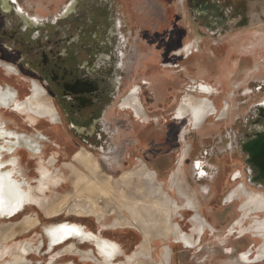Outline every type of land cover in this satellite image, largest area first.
Masks as SVG:
<instances>
[{"label":"flooded vegetation","instance_id":"1","mask_svg":"<svg viewBox=\"0 0 264 264\" xmlns=\"http://www.w3.org/2000/svg\"><path fill=\"white\" fill-rule=\"evenodd\" d=\"M263 24L264 0H0V92L19 104L9 110L0 103V110L27 119L38 112L36 100L22 106L23 97L5 86L6 78L26 79L34 84V94L50 97L45 108L53 116L50 123L62 135L50 140L38 136L50 143V160L41 159L33 182L23 173L11 174L26 181L23 189H33L34 196L11 215L12 205L0 201V219L12 220L36 208L34 199L40 196L36 180L46 181L49 194V184L54 186L59 177L50 165L81 164V157L94 165L86 170L112 181L121 179L120 184L125 185L123 177L134 174L131 189L140 191V180L132 186L135 178L147 176L148 181L153 172L156 184L164 188L167 178H178L193 197V204H180L183 212L178 218L169 214V221L163 210L156 216L150 204L132 201L129 211L134 219L111 225L103 224L100 204V213L91 211V205L74 204L77 214L97 218L93 232L110 241L107 247L113 256L102 254L96 240L83 242L74 236L51 246L52 238L60 235L51 226L70 223L88 228L66 220L47 227L48 242L36 247L27 241L13 249L6 241L0 243V264H31L29 256L44 248L49 255L60 248L62 254L79 255L93 264H148L153 257L151 241L156 239L168 241L163 251H170L162 264H264L261 234L251 232L262 241L257 251L254 243L246 244V235L252 231L246 223L250 218L257 221L264 212L252 209L245 217L246 202L239 205L242 196L264 192L260 170L248 163L250 154L245 149L264 133V57L258 63L254 59L258 52L264 55V48L243 52L246 42L239 41ZM227 58L240 61L233 80L223 63ZM198 114L203 117L198 119ZM6 127L0 119V131L14 135L0 136V146L13 149L0 152L2 176L18 168L16 158L5 161L4 156L17 149L31 153L40 149L37 141ZM16 136L28 142L18 143ZM57 150L61 153L55 156ZM145 190H150L148 185L143 187L144 194ZM161 205L163 209L166 204ZM47 211L50 218L64 213V209ZM39 222L38 214L24 220L27 228L30 224L37 228ZM123 233L144 242L109 237ZM214 240L219 243L214 245ZM25 245L29 250L22 252ZM93 252L95 258H87ZM7 255L12 258L6 260Z\"/></svg>","mask_w":264,"mask_h":264},{"label":"rangeland","instance_id":"2","mask_svg":"<svg viewBox=\"0 0 264 264\" xmlns=\"http://www.w3.org/2000/svg\"><path fill=\"white\" fill-rule=\"evenodd\" d=\"M239 41L246 42V46L242 50L244 51H253L255 52L256 49L259 46H263L264 48V24L259 27L255 28L254 30L247 32L244 36H240ZM264 50V49H263ZM256 56V55H255ZM259 57H264V55L256 56L254 59L255 62L258 63L260 59ZM226 60V62H225ZM224 62L220 61L219 65L221 66L222 62L225 63L224 66L229 69V73L227 74L229 77L231 76V80L234 79V73L236 72V75L239 74L238 71V65L239 60L233 59L232 62L230 59H225ZM248 77V75H246ZM242 81L246 79H241ZM6 84L5 86L9 88L10 90L14 92H18L20 97H23L24 101H21V104H28L31 100H36L38 102V111H33L31 114H28L27 117L19 116L18 114L12 113L10 111L0 110V119H2L3 122L7 123V129L10 131H14L17 133H20L22 135H25L27 138L31 139L33 142H38V147L41 149V153L39 156H33L30 149H27V151L23 150H16L12 155L7 154L4 156V160H9L11 158H16L18 161V168L22 171V173L27 176L29 182H33L34 179L37 177L38 172L35 171V168L38 169L40 166L41 159H44L45 162L50 160V143H43L41 139L38 138V136H45L47 139L50 140V137L52 138H59L62 137L60 133H58L57 128L55 124L50 123V121L54 120L53 116H50L48 113L49 110H47L45 107L46 105H50V97L47 96L45 93L43 97L38 94H34L33 91V83H27L28 81L26 79H23L21 81L18 80H9V78H6L5 80ZM30 91H29V88ZM34 94V95H33ZM28 95V96H27ZM48 112V113H47ZM26 120V121H25ZM29 123L27 125V123ZM13 123V124H12ZM30 124H32L30 126ZM35 127V128H34ZM82 152V151H80ZM79 152V153H80ZM58 153H61V150H57L56 152H53V154L56 156ZM39 157V158H38ZM75 158V157H74ZM77 162V160L75 159ZM69 162V161H68ZM78 163V162H77ZM138 165V164H137ZM132 167V169H137L136 167ZM50 169L59 174V177L57 178L56 183L54 186H51L49 184V187H51V190L49 192V196L47 197H41L37 196V198L34 199L36 208H28L24 211L23 214L16 217L12 220H1L0 219V243L6 241L8 243L7 245L10 246L11 249L16 248L19 243L21 242H31L34 247L38 246L42 241L45 243L48 242V237L46 235L47 227H49L51 224L62 222V221H72V222H78L83 223L88 226L89 230L95 231L98 228L97 218L94 216H87L85 214H77L76 210L74 209V203L75 201L72 198H76L75 195H79L84 197L86 195L88 197L92 196V198H89L91 201L93 200L96 204H100L102 206V210L104 211V220L103 224L105 225H111L115 224L116 221H120L122 219L126 220H132L131 217L132 214L129 211V206L132 207V201L135 203L133 204H150L151 209H156V216H161V208H162V202L159 205H155L156 199V193L149 190L148 192L145 190L144 196L141 195L140 191L134 187L126 186L121 183V179L117 181H112L107 177H102L96 174L94 171L86 170L87 167H83L81 164L76 163H68L64 166V164H52L50 165ZM131 169V168H130ZM78 172H81V178L77 175ZM138 178V179H137ZM137 178H135V182L132 186L137 185L139 180L143 178V185H146V180L148 179L147 176L139 175ZM174 177H172L173 179ZM167 178L166 183H164V188L160 184H156V188H159L160 191H162L164 194H166V199L168 201V208L170 209V214L173 218H178V215L183 209L180 204H185V207L187 204H193V201L191 199L192 195L189 194V191L186 190L184 182H180L178 178H174L173 180ZM62 180V181H61ZM111 181V185L109 186L108 182ZM176 181V182H175ZM61 184V185H60ZM60 185V186H59ZM58 186V187H55ZM127 188V189H126ZM130 188V189H128ZM250 192V191H247ZM57 193V194H56ZM264 192H261L262 196ZM261 194L256 193H248V198L245 196H242L240 200V208L242 202H246V204H255L254 202H257L258 200H262L264 204V197L261 199ZM56 195V196H55ZM60 195V196H59ZM244 195V194H243ZM54 197V198H53ZM61 197V198H60ZM60 198V199H59ZM193 198V197H192ZM52 199V200H51ZM58 200L59 203L54 202ZM71 199V200H70ZM77 199V198H76ZM257 199V200H256ZM51 201V203H56L58 205L54 206V209L60 210V205L64 204V213L60 217L56 218H50L49 214L47 215L46 210L50 208V204H45L47 201ZM54 200V201H53ZM65 201L67 202L65 204ZM197 202L196 200L194 201ZM258 203V202H257ZM121 204V205H120ZM197 204V203H196ZM200 204V203H198ZM236 204V203H234ZM80 206L85 205L88 206L90 204H79ZM167 205V204H166ZM147 205H145V209L147 210ZM165 206V205H164ZM49 207V208H48ZM71 209V210H70ZM137 212H139L140 207H137ZM62 210V209H61ZM60 210V211H61ZM116 211L115 214L109 216L112 211ZM73 212L75 215L68 216V212ZM50 212L49 210L47 211ZM39 216V223L38 227L36 228L34 225H29L27 228L26 224H24V220L26 216ZM145 215L146 212L144 213ZM243 215V212L241 211V216ZM256 215V214H255ZM260 215V214H259ZM240 216V217H241ZM253 216V215H252ZM134 219V217H133ZM260 220H264V216H261ZM123 222V221H122ZM134 222V221H133ZM254 223L253 218H250L248 220V223H246L247 228L251 226L252 231H250L249 234L246 235V244L248 243H254V249L255 251L258 250V248L262 245V241L260 237H254L251 235V232L257 233V236H260V231L253 227L252 224ZM37 225V224H36ZM241 227L242 222L239 224ZM16 227V231L14 234H10V231L12 230V227ZM7 229V231H5ZM220 229V228H219ZM255 229V231H253ZM113 229H110L108 232L112 233ZM124 230V229H121ZM154 232H157V229L154 230ZM203 231L199 230V233L201 234ZM221 233L223 232V228H221ZM241 233H244L245 230H240ZM159 233V232H158ZM155 236V234H153ZM8 237V238H7ZM109 237L119 239L123 238L125 241L129 243L131 242H140L143 244L144 240L140 238H132L130 234H121V235H112L110 234ZM139 239V240H138ZM223 239H220L222 241ZM152 242V249H153V257L151 259H147L148 264H162L161 262L165 260V254L168 248H165V252L163 251L164 242L168 244V241L165 240H154ZM219 243L218 240H214V245H217ZM264 244V241H263ZM74 247V244H72ZM156 248V249H155ZM8 249V247H7ZM47 248H44L39 254H32L29 256V260L31 264H67L68 262L72 261L76 264H93L91 261L83 260L82 256L79 255H66L62 254V249H57L55 254L49 255ZM90 250V249H89ZM170 251V250H169ZM164 252V253H163ZM135 253V252H134ZM133 253V254H134ZM132 254V255H133ZM149 255V253L145 252V256ZM141 257V256H140ZM12 257L7 255L6 260L11 259ZM24 259V257H22ZM142 258H144L142 256ZM25 260V259H24ZM138 261L141 259L137 258ZM33 262V263H32ZM25 264V263H22ZM29 264V262H28ZM164 264V263H163ZM165 264H167L165 262Z\"/></svg>","mask_w":264,"mask_h":264},{"label":"bare ground","instance_id":"3","mask_svg":"<svg viewBox=\"0 0 264 264\" xmlns=\"http://www.w3.org/2000/svg\"><path fill=\"white\" fill-rule=\"evenodd\" d=\"M10 97L11 96L9 94L7 95V94H5L3 92H0V103L2 105L6 106L7 108H11L9 110H12V108L18 107L19 104H18L17 101L13 100ZM202 117H203V114H198V119H201ZM0 133H1L0 136H2V137H6V136L12 137V136H14L12 132H5L2 129H1ZM16 138L18 140V143H21V142L22 143H27L28 142L27 139H24L21 136H16ZM18 143L16 145H18ZM3 150H6L8 153L13 151V149L10 150V146L9 145H6L4 147L0 146V152L3 151ZM39 150L32 151V155L33 156H39L40 155V151ZM2 157H3V155H0V167L2 166L1 165V158ZM16 162H17L16 159H13L11 164L15 165ZM81 162H82L81 165L83 167H87V168L93 170L94 165L92 164L91 161L87 160L84 157H81ZM15 171H17L16 174H19V175L22 174V171L19 168L14 166L13 170H11L8 173V175H4V174H3L4 176L0 175V183H1L0 184V201H4L6 204H11L12 205V208L10 210L9 215H11L12 213H16L20 209H22L23 205L29 203L32 200L33 196H34V194H33L34 190L33 189L27 190V191L23 189V184H25L26 181H23V183H22V182L16 180L14 177L11 176V174L13 175ZM77 175L80 178L82 177L81 176L82 175L81 172H78ZM133 176H134V174H128L125 177H123V180H124L126 186L131 184V182L133 181ZM153 179H154V173L151 172L149 180L146 181V183H147L146 185H148V187H149V189L151 191L156 193L157 201L155 202V204H161V202H162V204H167V205H165V207L163 206L162 210H163V214L166 215V218L169 221L170 220V215H169L170 214L169 213L170 209L168 208V201L164 200V199H166V194H164L162 191H160L159 188H156V183H155V180H153ZM36 182L38 183V186H37L36 190L38 189L39 195L40 196H44V197L48 196V193H47L48 192V187H47L46 181L39 178V179L36 180ZM108 184H109V186H112L110 181L108 182ZM140 185H141L140 193H141V195L144 196L143 187L146 186V185L144 184V186H143V180L140 181ZM21 196H22V198H21ZM75 197L78 199L77 200L76 198H72L75 201V203H74L75 206L79 207L80 206L79 204H87L89 202L90 205H91V211H93L94 213H100L99 206L93 200L91 201L89 199V198L93 199V197L89 196V194H88V197L86 195H84V197L79 196V195H75ZM20 198H21V201L19 203L15 202V200H18ZM54 200H56V199H54ZM58 200H56L54 202H57L58 204H61V203L58 202ZM54 202L51 203V201H50V204H53L52 206L50 205V208L48 209L50 211V213H53V212L57 211L56 209H54V206H56L58 204H56ZM257 202H254L255 204H244L242 206V210L245 212V214H244L245 217H247L249 214L252 213V211H251L252 209H257V212L258 211H263L264 212V204L262 203L263 201L262 200H258ZM66 203L67 202L65 201V204ZM18 204H21V205H18ZM64 206H65L64 204L60 205V207H59L60 210L64 209L65 208ZM249 210H250V212H249ZM79 212H83V211L81 210ZM196 220L198 222L200 221L198 218H196ZM144 223H146V222H144ZM252 226L257 228L260 231L261 237L264 238V220L257 219V221H255L252 224ZM51 227L53 228V231L55 233L60 234L59 238L57 240L52 238L51 246L53 245V243H57L59 241L63 242V240H66L67 237L74 236V237H76L78 239H81V241H83V242L85 240H90V241H95L96 240L97 243H98L97 245H98V247L100 249V252L102 254H105L107 256H113L112 255L113 254L112 250H110L107 247V245L110 244V241L108 239L100 238L96 233H94L93 231L89 230L88 228H85V227H83L81 225H78V224H70V223L60 224V225H57V226L54 225V226H51ZM48 228H50V226ZM170 228H171L170 224H167V229L169 230ZM62 234H65V235H62ZM55 237H58V235H55ZM62 242H60V243H62ZM149 243H150V240L148 239L147 240V244H146L147 248L149 247ZM28 250H29V248H28L27 245L22 247V252H26ZM54 251H55V248H54V250L52 252H50V254H53ZM261 253H263V255H264V250H262ZM90 257H94L95 258L94 252H93V255L87 256V258H90ZM69 264H76V263L71 262Z\"/></svg>","mask_w":264,"mask_h":264},{"label":"water","instance_id":"4","mask_svg":"<svg viewBox=\"0 0 264 264\" xmlns=\"http://www.w3.org/2000/svg\"><path fill=\"white\" fill-rule=\"evenodd\" d=\"M245 149L249 152L248 163L260 170L259 177L264 181V133L259 134L254 140L248 143ZM49 236V230L46 232Z\"/></svg>","mask_w":264,"mask_h":264}]
</instances>
